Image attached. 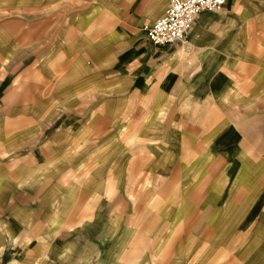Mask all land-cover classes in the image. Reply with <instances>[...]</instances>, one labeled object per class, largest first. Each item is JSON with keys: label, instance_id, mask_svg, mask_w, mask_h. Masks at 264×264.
Masks as SVG:
<instances>
[{"label": "crops", "instance_id": "1", "mask_svg": "<svg viewBox=\"0 0 264 264\" xmlns=\"http://www.w3.org/2000/svg\"><path fill=\"white\" fill-rule=\"evenodd\" d=\"M101 1L54 6L37 41L5 34L38 42L52 80L27 111L63 120L0 151V264H264V0L200 15L189 52L147 37L171 0ZM94 139L89 171L75 149ZM80 160L92 194L61 180Z\"/></svg>", "mask_w": 264, "mask_h": 264}, {"label": "rangeland", "instance_id": "2", "mask_svg": "<svg viewBox=\"0 0 264 264\" xmlns=\"http://www.w3.org/2000/svg\"><path fill=\"white\" fill-rule=\"evenodd\" d=\"M25 2L28 5L22 8V0H0V151L6 150L11 157L30 153L34 149L35 141L47 136L63 120L61 118L63 113L27 111L43 102V98L52 92V80H47L39 72L40 62L34 54L35 46L39 43H32L38 40V35L45 33L46 15L49 14L50 9L63 2L75 4L89 2V6L92 4L102 6L101 0H25ZM24 23L30 24L29 35L32 42L6 43L7 31H11L14 27L21 29ZM9 90L10 95L6 97ZM28 130H31V134L35 136L34 142L23 143L20 137L21 131ZM99 144L100 141L94 139L89 144V148L77 146L76 151L89 150V160L78 161L77 167H83V170L64 174L61 178L63 184L69 187L73 183L79 184L80 187L89 184V194H92L98 182L95 177L93 180L91 177L88 180L84 171L86 162L89 171H92L101 167L103 158L107 161V156L95 152ZM89 171L88 175H90ZM64 219L61 218V221ZM72 225L65 224L68 228Z\"/></svg>", "mask_w": 264, "mask_h": 264}, {"label": "built area", "instance_id": "3", "mask_svg": "<svg viewBox=\"0 0 264 264\" xmlns=\"http://www.w3.org/2000/svg\"><path fill=\"white\" fill-rule=\"evenodd\" d=\"M228 0H171L166 13L154 23L145 25L147 37L156 45H180L184 51L192 50L189 35L200 15L216 11Z\"/></svg>", "mask_w": 264, "mask_h": 264}]
</instances>
